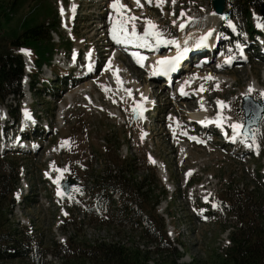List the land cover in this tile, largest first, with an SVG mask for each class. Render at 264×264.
<instances>
[{
    "label": "rangeland",
    "instance_id": "rangeland-1",
    "mask_svg": "<svg viewBox=\"0 0 264 264\" xmlns=\"http://www.w3.org/2000/svg\"><path fill=\"white\" fill-rule=\"evenodd\" d=\"M42 1L45 0H26V2L19 4V9L13 15V21L10 25V28L17 29L20 25V22H22L23 25L24 23L32 21L33 18H38L40 15L48 13L49 8L44 12L34 13L32 11L33 8L39 5ZM46 1H49L51 3L53 11L52 13H50V18L46 20H52V18L56 17V20L58 22L59 16L57 12L61 9V1ZM196 1H201L203 5L206 4L205 0ZM0 2H3V4L5 5H9L12 2H17V0H0ZM175 7H178V0H176ZM94 11L95 10L92 7L84 9L82 15L83 17L90 16ZM160 13L161 12H158L157 15H159ZM245 24L246 23L241 19V26L243 27ZM57 32L60 36V43H56L54 41L56 43L55 55H59L60 52L66 50L65 46L63 45L66 42L63 40H68L65 39L66 37L64 35V33H67V30H62L59 27ZM76 33L77 36L82 37V34L80 33L78 27L76 28ZM87 33L90 34L91 32L88 31ZM57 37L58 36L55 35L56 40H58ZM96 43L98 45H102V39L99 38ZM110 52H113L112 48ZM129 61L130 60L125 56H121L120 58L113 60L109 70L106 72V75L91 83L93 84L92 87L84 88L83 91H81L79 94L77 92L73 94L71 98L63 100L61 102V105L64 104L68 108L64 117V121H62L61 123V125H63L66 121V124L64 125L66 127L62 129L61 136L68 135L71 142L74 136L73 133H77L79 149L74 150L71 145L69 146V148L73 149L75 153L87 151L95 154L99 159L100 155L98 156L96 152L102 151V148H98L97 144H101L102 142L104 143V141L98 135H93L92 132L91 136L95 140H89L85 138V131H83L85 129L84 126L87 128H89L90 126H96L103 136L106 135L107 131L114 132L116 134L118 142H120L121 144H123L124 142H129L130 144L128 130H126L125 127H121L115 124V122L119 118L122 120L123 118H125L127 113L131 112V97L125 100H121L120 98H118V95L116 93L118 90L119 82L115 84L112 81V72H110V70H114L117 65H120L125 68L128 73L130 72V76H127L129 80H136V76H138V79L142 80L144 83V76L138 71L134 70V68L131 66V62ZM242 63L244 64V62H241L239 64ZM55 72L58 73L59 71L55 69ZM206 72L213 73L212 75L218 74V72H216L215 65L208 66L204 71H202V73ZM220 73L223 74L222 76L225 75V77L233 80V82H235L236 80V83L233 84V88H239V90H242V95L243 91L249 86V83H254L264 90V66L256 62L250 63V65H245L242 68H238L236 70H230ZM122 76H124V74ZM206 83V88L203 90V94L192 92L193 89H197L195 87L190 89V94L193 96H197L199 100L205 99L203 97L205 96L206 98H208L207 102L209 103H211L212 100L220 101L225 98L230 104V106H228L230 110L223 112L224 115L233 120L242 121L244 114L240 109V99L238 98L239 93L233 90V88H229L230 83L223 84L222 86H219L217 88L212 85V82ZM140 85L141 87L144 86V84ZM126 88L127 84L125 83L122 90H126ZM129 92L131 93H128V95L132 96L133 91L131 90ZM156 93L157 92L155 91L154 94ZM251 96L255 98L263 97L262 99L264 100V96H261L257 93L252 94ZM85 97H91L92 102H94L96 106L102 108L103 111H91L87 107H79L80 110L77 111L78 113L74 112L73 108L78 107V103L85 102ZM72 98L73 104L68 105V100H71ZM136 98L138 101H141L142 98L140 97V93L136 95ZM159 100V117L155 122L156 125L152 126L154 130V136L150 140L145 142L140 140L141 133L144 131V127H142V125H140L139 123L132 122L133 119H130L129 122L131 123L129 124V131L132 138H134L133 140L141 148H138L136 144H130V146H133L134 149L130 148L129 150H126L127 152L125 154H123V152L121 151L120 152L124 156L129 155L130 159L127 160L130 162H132L131 158H135L141 155L140 159L142 164L136 171L137 177L147 175L149 172V168L146 166L145 160L149 162V154L147 153V151L150 149H153L157 158L167 163L169 174L171 177V184L175 187L176 192L168 194V200H164L160 208L161 212L164 215L169 216V221L171 222L170 225L174 224L176 226L175 232L171 236L173 238L172 241L175 242L178 248L177 250L181 253V259L179 260V263L190 264L194 260H197L200 263H205L211 261V258L214 257L216 253L221 252L222 249L227 246V240H229L231 233L233 232L234 226L236 225V219L231 216V214L225 212L224 209H222V207L224 208V205H222L221 212L216 217H212L211 219H209L211 223L201 222L204 221V219H208L206 211H199L201 209L200 205H198V202L200 200L190 199L189 195L186 196L187 191L191 187H195L196 189L194 193L204 192L207 198L211 197L219 199L218 193L220 192L221 194V191L223 189H232L233 191H237L234 188H239L242 190L245 188H254L259 185V182H261L262 186L264 184L262 180L264 179V163L262 160L264 158V120L261 122L259 128L254 130L255 138L253 142L256 148L255 152L258 154H255V157L252 160H249V156H235L231 153L232 148H226L224 147V145L215 146V144H220L218 143V137H212L209 132H205L202 134L204 135V137L201 140L203 145H199L197 142L189 145L187 152L190 154V158L185 161L184 167L179 170L178 168H176V165L182 164L180 163L181 158L177 156L179 148L177 149L173 147L171 136L169 135L167 130L168 127L175 126V121L172 118L173 114L171 113V111L175 113V110L171 109V103L176 102L182 105L183 102L184 111L187 112L190 117L193 112L201 110H198L196 108V103H194L193 105L191 104L195 111H191L188 109L190 103L195 102L194 100L191 101V99H185L184 101H182L181 99L180 101L182 102H179L177 98L173 99L172 97H170V94L163 93L161 94V96H159ZM9 103H14V99L10 98ZM214 103H216V101L209 104V114L218 112V106L217 104L214 105ZM57 105H59V107L61 106L60 103ZM40 108H43L45 112L51 114L54 119H57L58 107L55 108L54 105L47 103L40 106ZM176 108L178 111H181V107L176 106ZM205 112L208 115V112ZM76 114L79 115V119L73 117L68 120L70 116ZM59 115H62V111H60ZM175 116H177L179 123L182 125V129H190L191 136L196 138L194 132H196L197 130L193 126L188 124L190 118L184 114H181V116ZM69 130H72L70 132L71 134L68 132ZM79 132L81 134L80 137L78 134ZM115 141V139H111L110 142L115 143ZM225 141V139H221V143ZM240 141L241 139H237L235 141L232 136L230 137V143L235 142L239 144ZM177 142L180 144H185L186 140L184 138H178ZM113 152L114 150L111 149V153ZM105 153L107 154V157L110 158L111 155L109 154L111 153H109V151L107 150L105 151ZM48 154L49 153H47V151L44 152L43 150V152L40 153L36 158H31L28 156L25 165L30 170V174H26V182L29 188L32 189L30 197L27 200H23V198L21 197L23 202L20 204H17L19 200L16 198V205L12 214L8 212L7 208L2 209V213L0 211V218H7L9 220V224L13 226L11 230L12 232L18 231L19 234L24 235L28 231H33L34 235L37 237L35 239L38 241L41 248L45 249L48 252V258L43 261H33L31 259L18 261L13 258L4 257L3 259H0V264H64V261L66 259H63L59 256L56 257L52 254V252L56 249L55 245L59 246L62 238H68L69 233L71 234V236H77V239L79 240H85L89 242H107L115 240V242H120L121 244L128 247L131 246V244L136 245L134 242H136L137 244H141V242L144 244L149 243L142 235H140L139 240V233L130 232L118 227L101 226L102 222L92 219L93 217H87V220L92 219V227H87L86 229L82 227L81 231L80 227L78 226L79 233L76 230L74 231L72 229V219H67L65 225L60 226L61 223L58 219L59 206L54 202V195L46 186V183L44 182V179L42 177V174H44L43 172L48 168ZM22 158L23 157L9 155L8 157L4 158V160L6 162H8L9 160H15V162L20 163V161H22ZM89 158L90 160L86 164H90L91 166H93V161L96 159V157H92L89 155ZM112 161L114 162V160ZM252 164L255 165L256 168L253 169L251 167ZM94 168H100L98 162L94 166ZM59 170L63 171L55 172L60 180L70 177V174L74 172V170H70L68 167L61 168ZM150 170L153 172V170H156V168L152 166ZM1 171L2 167H0V176L2 174ZM78 173H80V171H78ZM186 176L188 177L186 178ZM186 181L188 182L187 184H185ZM87 207L88 205L81 208L80 212H75L78 215L82 216V220L84 221L85 225H88L86 222L85 213ZM96 224L97 226H95ZM151 244L153 243H149L148 245ZM55 254L57 255L58 253ZM173 257L174 256L171 252H167L165 254H162L161 256L152 255L150 260H152L155 264H159L158 262L161 261L162 258L171 259ZM153 262H151V264H154Z\"/></svg>",
    "mask_w": 264,
    "mask_h": 264
},
{
    "label": "trees",
    "instance_id": "trees-1",
    "mask_svg": "<svg viewBox=\"0 0 264 264\" xmlns=\"http://www.w3.org/2000/svg\"><path fill=\"white\" fill-rule=\"evenodd\" d=\"M237 1L238 8H240L242 0ZM243 1L247 7L257 9H260L261 4L264 3V0ZM17 2H12L9 5L0 2V104L5 102L8 95L18 92L21 88L23 61L13 52V49L18 47L17 41L19 40L22 44L21 47H34L40 57H45L44 54L50 51V44L43 26H36L29 21L23 25L20 22L17 29L10 28L13 15L18 10ZM31 24L33 25L28 27ZM9 163L15 167L11 170L3 168L0 176L1 213L2 209L10 210L13 205V193L18 182L15 175L17 164ZM0 167H3V163L0 164ZM112 186L117 188V183H113ZM127 188L131 191L137 188V193H140L141 186L131 182L127 183ZM125 190L127 191L126 188ZM231 196V213L237 222L230 236V244L221 252L216 253L211 261L200 263L194 260L190 264H264V193L255 191L248 192L244 196L237 193L231 194ZM141 198V211L151 221L149 228L146 229L145 237L153 243L156 242L155 251L140 250L136 245L131 244L128 247L115 242H112L111 246L102 245L93 248L86 243L87 241H78L72 237L64 246V251L70 255H67L64 264H151L153 262L150 260L152 255L161 256L167 252H171L174 257L171 259L162 258L158 262L159 264H184L179 263L181 253L167 239L164 220L150 207V195L142 194ZM12 243L16 242L11 239L9 220L0 218V253L7 252L9 248L14 251V254L23 251L20 244L11 247ZM59 251H63V248L60 247ZM37 255L44 258L47 251L37 247ZM68 258L69 260H67Z\"/></svg>",
    "mask_w": 264,
    "mask_h": 264
},
{
    "label": "bare ground",
    "instance_id": "bare-ground-1",
    "mask_svg": "<svg viewBox=\"0 0 264 264\" xmlns=\"http://www.w3.org/2000/svg\"><path fill=\"white\" fill-rule=\"evenodd\" d=\"M112 5H113V3H112ZM120 5H125L126 7H120ZM113 7V6H112ZM115 9V13H116V16H115V18H114V23H115V26H114V28H116V27H118V22H119V18H121V19H123V20H127L129 17H132V15L127 11L128 9H130V7L128 6V5H126V3H125V1H122V0H118V6L116 7V8H114ZM217 21H219V18H217L216 16H212V17H210V19L207 21V23L209 24L208 26H207V28L210 26L211 28L210 29H208L207 31H204V30H196V31H194V32H189V33H187L186 34V36L188 37V36H190L191 34H193L190 38H185L184 37V34L182 35V45L184 46V48H187V49H191V48H193V47H195L196 45H197V43L199 42V40L201 39V37L205 34V33H207L208 31H212L213 29H214V27L216 26V24H217ZM138 23V22H137ZM190 24V23H189ZM114 30V29H113ZM216 43H218V42H216ZM263 48H261L260 50H262ZM129 59V58H128ZM203 59V61H201ZM208 60V57H202V58H200V59H198V61L199 62H197V64L198 63H204V62H206ZM130 62V61H129ZM240 63V61H236L235 62V65H237L236 63ZM124 73H123V71L122 70H116V75L121 79V82H122V84H120V88L121 89H123V85L125 84V80H124V76H122ZM208 77H211V78H208ZM202 79H204V80H206V81H210V82H214V83H216V84H219V83H222V82H231V81H233V80H231V79H229V78H227V77H225V76H217V75H210V74H205V75H203V77H202ZM196 80H197V77L195 76V75H188L187 76V82L189 83V82H196ZM229 86V85H228ZM248 88V89H247ZM244 91H243V95L241 94L242 92H240L239 93V95L240 96H244V95H248V96H251L252 94H255V93H257V94H260L261 96H264V90L261 88V87H259V86H257V85H255L254 83H250L249 84V86L247 87ZM128 93H131V92H128ZM180 94H182V91L180 92ZM185 93H183L182 94V96H185L184 95ZM180 96V95H179ZM201 103L203 104V105H205L206 104V102H205V99H202L201 100ZM192 103H190V105H191ZM219 106H223V107H225V108H227L228 107V104L227 103H224V102H220L219 103ZM191 117H192V121H194L195 119L197 120V121H199L201 124H202V126L204 127V128H207L208 127V120L207 119H212V118H210L207 114H206V112H205V110L203 111V112H193L192 114H191ZM224 121V120H223ZM221 122H222V119H221ZM158 164L159 165H161V163L160 162H158Z\"/></svg>",
    "mask_w": 264,
    "mask_h": 264
},
{
    "label": "snow or ice",
    "instance_id": "snow-or-ice-1",
    "mask_svg": "<svg viewBox=\"0 0 264 264\" xmlns=\"http://www.w3.org/2000/svg\"><path fill=\"white\" fill-rule=\"evenodd\" d=\"M136 4L139 5V0H135ZM172 3H175L176 0H171ZM113 8H116L118 6V0H113ZM120 7H126L125 5H120ZM63 12V9H61ZM132 19V18H129ZM148 25H151L152 28H156V25L153 24L151 20L147 21ZM127 20H121L119 22L118 27L114 28L112 32V39L115 40L117 44H130L136 42L139 47H151V43L147 39L148 36H154L156 39V44L159 45L160 43H175V41H162L161 35L159 32L153 31L149 32L148 28L144 29L143 35H137L135 25L133 24L131 31L128 30L127 28ZM180 27H183V25H180ZM208 35H211L209 33ZM202 41L204 39H207V36L201 38ZM177 48H179V45H177ZM187 48L184 49L185 52H187ZM21 51L26 52V49H21ZM183 53H178V55L175 58H170V57H164L160 61H158L159 65L166 66V69H174L178 63V61L181 59ZM133 56H136L137 58V63H140L141 66H143V60L146 59L145 57L139 55L138 53H133ZM211 78V77H208ZM183 94V89L181 90ZM130 94V93H129ZM215 123L219 124V121H216ZM241 126L238 124H233L232 128L234 131H237ZM192 139H196L193 137ZM251 147V145H249ZM58 171H63V170H58ZM17 198H19V193H17ZM67 214V213H65Z\"/></svg>",
    "mask_w": 264,
    "mask_h": 264
},
{
    "label": "water",
    "instance_id": "water-1",
    "mask_svg": "<svg viewBox=\"0 0 264 264\" xmlns=\"http://www.w3.org/2000/svg\"><path fill=\"white\" fill-rule=\"evenodd\" d=\"M214 4L217 12L219 13L224 12L225 0H215ZM261 13L264 16V5L262 6ZM243 109L246 114V126L243 133L250 135V129L259 126V122L264 114V104L263 102L253 101L251 97H245ZM73 184H75V182L65 180L64 182H62V188L67 194H69L70 187Z\"/></svg>",
    "mask_w": 264,
    "mask_h": 264
}]
</instances>
